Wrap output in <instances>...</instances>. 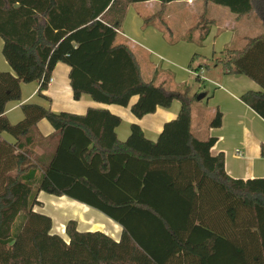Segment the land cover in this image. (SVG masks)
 <instances>
[{"label":"trees","instance_id":"trees-1","mask_svg":"<svg viewBox=\"0 0 264 264\" xmlns=\"http://www.w3.org/2000/svg\"><path fill=\"white\" fill-rule=\"evenodd\" d=\"M155 1H203L238 18L255 14L264 26V0H0L2 53L13 71H0V264H264V178H231L224 154L212 153L217 138L191 132L197 95L145 81L130 46L118 42L129 7ZM59 63L77 100L126 107L137 96L138 118L179 101L180 114L157 143L138 125L120 142L121 119L97 108L77 115L29 103L12 124L5 110L22 84L39 81L43 96ZM213 66L260 86L240 99L264 120V34L214 56ZM42 120L52 137L37 131ZM221 125L217 109L210 126ZM40 192L100 211L121 225V239L81 232L75 220L66 224L69 241L52 233V218L34 210Z\"/></svg>","mask_w":264,"mask_h":264},{"label":"rangeland","instance_id":"rangeland-1","mask_svg":"<svg viewBox=\"0 0 264 264\" xmlns=\"http://www.w3.org/2000/svg\"><path fill=\"white\" fill-rule=\"evenodd\" d=\"M152 6L153 8L150 6L148 9L144 4L132 5L128 9L120 32L126 36L127 43L135 48L136 52L144 51L142 53L147 57L151 70L150 77L148 72L144 74L145 80L163 85L168 90L180 92L189 87L192 94H198L197 98L205 92L208 94L202 100L196 98L192 103V132L201 139L211 128L210 124L214 117L212 108H218L214 96L218 88L211 80H207V77H211L209 71L216 70L213 66V57L228 49L244 48L249 38L264 34V26L255 14L238 18L228 8L206 4L203 1H196L194 5L186 2L163 5L155 1ZM138 60L144 64L139 56ZM185 69L193 71V75ZM57 71L61 78L69 81L70 69L66 64L61 63ZM198 75L202 77L201 81L197 79ZM66 92L61 91L53 97L54 100L49 98L50 105L53 104L54 110H57L53 112L85 115L88 110L85 99L93 100L86 98L85 95L77 100L73 92ZM120 108L127 109V114L122 117L126 124L133 117L131 107L129 105ZM150 117L152 116H148V119L152 126ZM163 121L164 118L161 116L155 125ZM45 123L50 125L48 120H45ZM39 200L43 203L42 213L46 215L61 218L66 216L68 211L84 212L78 206L74 209L64 198L45 192H42ZM95 213H97L94 214L95 217L109 220L99 212Z\"/></svg>","mask_w":264,"mask_h":264},{"label":"crops","instance_id":"crops-1","mask_svg":"<svg viewBox=\"0 0 264 264\" xmlns=\"http://www.w3.org/2000/svg\"><path fill=\"white\" fill-rule=\"evenodd\" d=\"M152 3L154 2L138 4H144V6H147L146 8L149 9L150 6L151 8H153ZM187 4L194 5L195 2L189 1L187 2ZM126 39V36L119 32L118 42L127 43ZM3 44V39L0 37V71L13 72L3 56ZM130 48L132 49L137 61L140 64L142 77L145 80L144 74L148 72V77H150L151 75V70L147 63L148 59L142 53L144 51L136 52L135 48H132L131 46ZM138 56L143 59L141 60L144 63L143 65L138 60ZM60 64L61 63H59L54 69L52 73L53 82L48 85V89L42 93L43 96L39 92V81L29 84H22L20 100L10 102L6 106L5 115L9 119V121L12 122V124H16V121L20 122L23 119L24 116L21 110L22 105L35 103L48 108L51 111H57L54 110L53 104L50 105V102L48 101L49 98L51 97V99L54 100L53 97L60 94L63 90H66V93L73 92L70 86V80L65 81L64 78H61V75H59L57 71ZM214 67L216 70L209 71L211 77H207V80H211L212 84L218 88V90L214 94L218 104V108H212V115L214 116L217 109L220 110L222 113V125L219 128H209L208 132L205 134L206 136L198 139L206 140L210 137L217 138V143L213 148L212 153L213 155H217L219 153L224 154L226 172L231 178L236 180L263 179L264 158L261 155L260 147L261 144H264V120L240 99V97L247 91H259L260 86L243 75H227L223 73L221 68L217 66ZM185 71L192 75L194 73L190 69H185ZM197 78H199V81H201L200 78L202 77L198 75ZM190 94L198 95L196 93L192 94L191 91ZM207 95L208 94L205 92V97ZM85 96H87L86 98H90L91 100L90 96ZM85 100L88 106L87 109L97 108L107 110L121 119V124L115 129V133L118 140L122 143L127 142V140L129 139L131 135L132 125H138L142 129L144 137L147 141L157 143L164 131L165 126L177 120L182 107L179 101H173L170 107L165 108L159 106L154 113L147 114L142 118H138L132 113L133 117H131L129 122L125 124V122L122 120V117L123 115L127 114V109H121V106L104 105L100 103H94L95 101H87L89 99ZM138 100L139 97L137 96L131 99L129 103L131 112L132 107L138 103ZM159 115L160 117L162 116L164 118V121L161 123L159 122L155 125L156 120L160 118L158 117ZM148 116H152L150 117L152 118V126H150V119H148ZM37 131L44 138L52 137L54 135L53 127L45 123V120H42L37 124ZM2 138L9 143H15V139L6 133L2 134ZM53 147L54 145H52L51 150L54 149ZM37 152L39 154H43L44 150L38 148ZM41 195L42 192L39 193L38 200L40 199ZM60 198H64L65 200H67V202H69L70 205L74 207V209H76L78 206L79 208H82L84 212H77L75 210L73 212L68 211L67 215L64 217L61 216V218L56 215H48L52 218L53 222L52 233L58 234L65 240L69 241L65 232L66 224L70 220H75L78 223V230L81 232L101 231L116 241H119L121 239L123 228L120 224L110 219L109 217L108 218L110 221L104 218L99 219L95 217L94 214H97L95 212H99L103 216L106 215L83 203H80L66 196H62ZM34 210L36 212L42 213L41 207H35Z\"/></svg>","mask_w":264,"mask_h":264},{"label":"water","instance_id":"water-1","mask_svg":"<svg viewBox=\"0 0 264 264\" xmlns=\"http://www.w3.org/2000/svg\"><path fill=\"white\" fill-rule=\"evenodd\" d=\"M205 97V94H202V95H200V96H198V100H202L203 98Z\"/></svg>","mask_w":264,"mask_h":264},{"label":"built area","instance_id":"built-area-1","mask_svg":"<svg viewBox=\"0 0 264 264\" xmlns=\"http://www.w3.org/2000/svg\"><path fill=\"white\" fill-rule=\"evenodd\" d=\"M52 82H53V79L50 78V79H49V85H50Z\"/></svg>","mask_w":264,"mask_h":264}]
</instances>
